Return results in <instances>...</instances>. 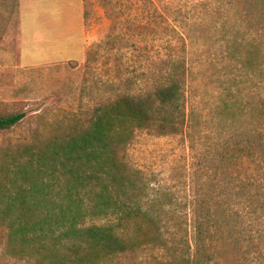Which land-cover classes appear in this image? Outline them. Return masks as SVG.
Masks as SVG:
<instances>
[{
	"label": "rangeland",
	"instance_id": "rangeland-1",
	"mask_svg": "<svg viewBox=\"0 0 264 264\" xmlns=\"http://www.w3.org/2000/svg\"><path fill=\"white\" fill-rule=\"evenodd\" d=\"M82 5L84 55L28 64L21 56L22 38L24 50L40 53L50 47L59 40L64 21L71 20L75 0H0V114H25L13 127L0 130V193L10 199L44 179L53 160L47 150L52 141L59 143L85 130L100 105L124 95L150 93L184 61L187 112H195V149L190 150L192 141L185 136L190 127L170 132L151 122L132 129L125 149L117 153L124 179L113 192L114 200L125 204L114 213L110 209L95 215L87 210L76 224L78 234L59 241L56 251L70 264H187L149 242L135 245L153 236L147 234L145 223L138 228V215L141 210L185 213L194 190L211 210L223 206L227 197L230 209H236L240 177H257L251 163L241 168L220 159L223 139L216 125L221 117L217 110L226 99L243 106L234 113L235 127L249 125L257 116L252 110L264 97L262 2L82 0ZM249 190L253 192L251 186ZM94 226H107L125 246L110 245L98 256L100 248L87 233ZM251 227L262 235L255 245L234 250L225 227L226 240L212 242L220 252L203 264H264V216ZM162 228L169 244L178 242L177 221ZM182 229L191 240L188 222ZM8 232L0 222V264H37L42 256L54 258L49 246L37 250L38 245L23 249L19 243L10 244ZM23 251L30 254L23 256Z\"/></svg>",
	"mask_w": 264,
	"mask_h": 264
},
{
	"label": "trees",
	"instance_id": "trees-1",
	"mask_svg": "<svg viewBox=\"0 0 264 264\" xmlns=\"http://www.w3.org/2000/svg\"><path fill=\"white\" fill-rule=\"evenodd\" d=\"M261 2L264 8V0ZM179 63L177 69L169 72L150 93L124 95L112 100L107 106L100 105L89 127L65 140H59V143L58 140L52 141L47 150L51 152L53 160L44 179L32 182L10 199L0 193V222L9 229L10 244L19 243L23 249L38 245L35 247L37 250L49 246L54 258L49 260L42 256L37 264H70L65 256L56 251V245L59 241L71 239L74 233L78 234L76 224L79 218L87 210L95 215L105 214L110 209L114 213L120 209V204H125L114 200L113 192L120 190L118 182L124 179L120 174L121 162L117 153L125 149L132 137V129L146 127L151 122L170 132H184L190 127L185 136L192 138L191 129L196 127L193 117L195 112L192 108L187 112L184 97L186 69L184 61ZM242 108L236 100H224L217 110L221 117L216 125L220 126L217 136L223 139L222 151L216 152L220 159L227 166L241 168L251 163L250 170L257 173V177L247 174L240 177V190L235 203L238 207L230 209L232 205L229 203L230 197H227L226 205L211 210L209 202L194 190L191 197L187 198V211L182 213L185 216L169 211L153 214L141 210L139 197H136L135 204L141 210L137 226L142 229L141 224L145 223L149 229L147 234L153 236L135 245L149 242L152 246L164 248L172 256L177 255L187 264H203L215 252H220V248L214 243L212 245V242L226 240L222 236L225 227L229 228L227 240L237 251L255 245L254 242L262 237L251 224L264 216V97H259L255 103L252 111L257 116L249 124L252 126L249 130V125H234V113L241 112ZM24 116L23 112L0 114V130L13 127ZM126 126L128 130L124 131ZM189 141H192L189 148L193 151L194 141ZM229 172L228 169V180L232 178ZM170 220L177 221L179 238L178 242L171 244L162 228L163 224L167 227ZM184 222L192 227L191 240L183 234ZM87 233L100 248L98 256L100 252L103 254V250H108L110 245L113 248L117 245L116 249L125 246L121 238L112 234L107 226L90 227ZM29 254L22 252L23 256Z\"/></svg>",
	"mask_w": 264,
	"mask_h": 264
},
{
	"label": "crops",
	"instance_id": "crops-1",
	"mask_svg": "<svg viewBox=\"0 0 264 264\" xmlns=\"http://www.w3.org/2000/svg\"><path fill=\"white\" fill-rule=\"evenodd\" d=\"M72 14L73 16L69 22L64 21V30L59 33V40L51 42V46L42 49L40 53H35L29 49L24 50L22 38L21 56L25 63L62 61L66 55H84L87 45L83 28L84 16L82 0H75V7Z\"/></svg>",
	"mask_w": 264,
	"mask_h": 264
}]
</instances>
